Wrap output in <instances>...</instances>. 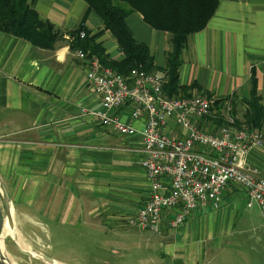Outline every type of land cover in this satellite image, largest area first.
<instances>
[{
    "label": "crops",
    "instance_id": "0c3cea01",
    "mask_svg": "<svg viewBox=\"0 0 264 264\" xmlns=\"http://www.w3.org/2000/svg\"><path fill=\"white\" fill-rule=\"evenodd\" d=\"M33 5L65 38L47 49L0 31V178L15 218L33 234L49 233L43 217L59 227L80 224L89 233L87 219L97 216L112 229L128 227L125 219L145 205L150 188L139 144L83 112L99 108L101 100L66 35L86 20V29L91 36L100 34L97 41L112 58L122 52L85 0H34ZM127 23L162 71L172 51L171 35L151 29L138 13ZM181 59L179 83L189 93L230 99L233 109L242 105L246 112L255 78L264 105V0H219L207 26L189 36ZM202 123L210 130L222 125L210 117ZM247 162L264 175V148H252ZM242 204L243 212L237 208ZM247 207L245 191L229 184L220 209H200L181 227L172 228L168 214L159 233L131 227V234L149 236L131 247L145 251L147 264H219L240 220L239 255L264 264V218L258 207Z\"/></svg>",
    "mask_w": 264,
    "mask_h": 264
},
{
    "label": "built area",
    "instance_id": "2783aa9c",
    "mask_svg": "<svg viewBox=\"0 0 264 264\" xmlns=\"http://www.w3.org/2000/svg\"><path fill=\"white\" fill-rule=\"evenodd\" d=\"M75 54L86 62L87 79L101 100L99 108L83 112L139 144L150 188L145 205L128 217L130 227L159 233L166 214L172 228L181 227L200 209H220L229 184L244 190L247 206L258 207L264 218V175L247 162L252 148H264L263 129L238 127L227 114L225 124L210 130L202 122L214 116L216 97L170 96L164 71L134 68L123 75L82 49Z\"/></svg>",
    "mask_w": 264,
    "mask_h": 264
},
{
    "label": "trees",
    "instance_id": "16d2710c",
    "mask_svg": "<svg viewBox=\"0 0 264 264\" xmlns=\"http://www.w3.org/2000/svg\"><path fill=\"white\" fill-rule=\"evenodd\" d=\"M85 1L89 11L95 12L102 19L105 30H109L116 39L122 57L115 59L106 52L103 43L97 41L100 34L91 36L90 31L86 29V20L70 32L74 38L70 43L72 49L84 50L89 57L99 58L105 67L119 74L127 75L134 68L149 72L157 71L158 67L155 66V58L149 45L138 41L127 23L131 14L138 13L151 29L171 35L172 51L168 55L166 66L162 69L167 75L165 91L170 96L188 95L189 88L179 83L182 54L189 36L207 26L219 0ZM33 3L34 0H0V31L24 38L37 47L54 48L59 40L65 38V33L51 21L42 19ZM81 31L85 32L83 38L80 37ZM246 104L244 120L248 123L247 126L263 129L264 105L255 78ZM236 125L242 126L238 122Z\"/></svg>",
    "mask_w": 264,
    "mask_h": 264
},
{
    "label": "rangeland",
    "instance_id": "374dc122",
    "mask_svg": "<svg viewBox=\"0 0 264 264\" xmlns=\"http://www.w3.org/2000/svg\"><path fill=\"white\" fill-rule=\"evenodd\" d=\"M195 93H189L186 96H190ZM200 94L206 95L205 93ZM177 96L185 95L180 94ZM206 96L213 98V96ZM228 100L230 99L216 98L214 106L215 113L213 114L214 116L210 118L220 120L223 125L226 122V115L229 114L236 119L235 125L237 122L241 125H247L248 123L243 120L245 111L243 110L242 105L235 106L234 110L233 102ZM227 101L229 102V106L232 107L226 110L227 106L225 103ZM6 201V195L0 183V204L4 210V214H6V220H9L7 218ZM9 202L10 207H13L12 202ZM244 207L246 206L242 204L237 208L243 212ZM247 209L256 210L257 208L247 207ZM11 215L12 226L18 230L24 242L28 246L27 249H23L33 255L31 256L22 253L19 249V247H22L18 245L16 240L11 235L5 236V248L10 255V258L17 264H48L49 261L46 260L42 254L65 264H147L145 262L147 257L145 251L131 246L137 242L142 243L143 241H149V236L139 232L131 234V231H128L131 228L130 226H122L119 228L113 227L112 229L107 225H102V219H98L97 216V218L95 217L96 220L87 219L91 224L87 226V230H91L92 232L89 233L85 232L86 228L80 226V224L59 227L51 223L46 217H43L45 220L44 222H47L46 228L49 230V233L45 232V229L41 228L44 232H41L40 234H33L31 232V227H23L21 220L18 219V217L17 219L15 218L16 212L14 211V208L12 209ZM96 215L97 214L94 216ZM127 220L128 218L125 219V221L123 220L126 222L125 225H128ZM102 221L104 222L105 219ZM107 224L109 225V223ZM236 226L235 234L229 235L227 239L228 247L222 255L224 257H219V264H255L256 260L253 258L248 257L243 260V252L239 255V247L237 244L243 243V237L242 240L238 239V230L241 226L240 220ZM127 247L131 248L127 250ZM156 264L160 263L158 262Z\"/></svg>",
    "mask_w": 264,
    "mask_h": 264
},
{
    "label": "bare ground",
    "instance_id": "6f19581e",
    "mask_svg": "<svg viewBox=\"0 0 264 264\" xmlns=\"http://www.w3.org/2000/svg\"><path fill=\"white\" fill-rule=\"evenodd\" d=\"M11 222H9L8 220H6L4 228H3V233H2V237L0 240V250L2 251L3 255H5V258L8 260V262L10 264H17L14 260H12L10 258V255L8 254L5 245H4V238L7 235H11L16 242L18 243L19 246H21L24 249H27L28 246L26 245V243L24 242L23 238L21 237L20 233L17 231L16 228H14L12 226ZM48 264H65V263H61L60 261H50Z\"/></svg>",
    "mask_w": 264,
    "mask_h": 264
},
{
    "label": "water",
    "instance_id": "95a60500",
    "mask_svg": "<svg viewBox=\"0 0 264 264\" xmlns=\"http://www.w3.org/2000/svg\"><path fill=\"white\" fill-rule=\"evenodd\" d=\"M0 183H1V186H2V188L4 190V192H5L6 199H7V201H6L7 218L9 219L8 221L12 223V215H11V211H10L11 207H10V204H9L10 203L9 201H11V197H10V194H9V192L7 190V187L3 184V181L1 180V178H0ZM5 222H6V214H4V210H3V208H2V206L0 204V240H1V237H2V233H3V228H4V225H5ZM19 249H20V251L22 253H25V254L33 256L30 252L24 250L23 248L19 247ZM42 256L46 260H48L49 262L50 261L51 262L54 261L52 258H50V257H48L46 255L42 254ZM0 264H10L8 262V260L5 258V255H3L1 250H0Z\"/></svg>",
    "mask_w": 264,
    "mask_h": 264
}]
</instances>
